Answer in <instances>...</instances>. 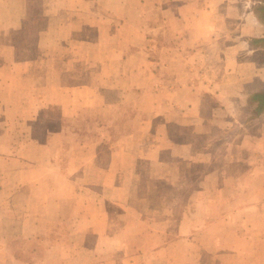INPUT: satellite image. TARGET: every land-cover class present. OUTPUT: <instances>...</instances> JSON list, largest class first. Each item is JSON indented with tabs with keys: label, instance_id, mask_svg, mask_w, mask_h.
Returning a JSON list of instances; mask_svg holds the SVG:
<instances>
[{
	"label": "crops",
	"instance_id": "0c3cea01",
	"mask_svg": "<svg viewBox=\"0 0 264 264\" xmlns=\"http://www.w3.org/2000/svg\"><path fill=\"white\" fill-rule=\"evenodd\" d=\"M30 1L0 0V264H264V111L250 103L264 57L238 59L264 49V0H38V14L62 17L27 28ZM234 125L218 162L213 132ZM139 174L171 180V202L139 194ZM181 191L224 209L199 223ZM216 219L226 229L204 256L186 246ZM48 223L64 225L56 243Z\"/></svg>",
	"mask_w": 264,
	"mask_h": 264
},
{
	"label": "rangeland",
	"instance_id": "374dc122",
	"mask_svg": "<svg viewBox=\"0 0 264 264\" xmlns=\"http://www.w3.org/2000/svg\"><path fill=\"white\" fill-rule=\"evenodd\" d=\"M36 1H38V0H35V2L33 0L30 1V5H29L30 8H31L32 3L34 2L33 3V5H34L33 11H35V13H33L30 16H28V15L26 16V19H25V22L26 23L25 24H26V27L27 28L29 26H34V25H37V24L39 25V27L44 28L50 22H57L56 19H58L59 17L60 18L62 17V16H58L55 19L53 16H50V15H43V16H41L40 14L37 13V11L39 10V7H38V2H36ZM51 17H53V18H51ZM64 18H65V16H64ZM52 19H55V20H52ZM44 32H46V31H44ZM24 35H29L28 37H26L28 43L26 45L27 51H25V53L27 52L28 55H32L34 53V51H35L33 49L34 46H35V41H34L35 40V34H33V32L27 31V32L24 33ZM73 35H74V37H76V34H73ZM45 37H46L45 40L42 41V45L45 44V46H44L45 47L44 48L45 50L43 49L42 52H43V54H46L48 56L49 46H50V43H49L50 42L49 41L50 36L48 34ZM73 45H77L76 42H73ZM77 50L78 51H81V47L77 48ZM55 54H58V56L63 55V53H60L59 51H55ZM238 56H239L238 59H241L243 61H246V58H249V56L263 58L264 57V49L250 50V48L246 47L244 49H241V52H240V54ZM69 57L72 58V57H74V55L71 54ZM77 61H79V60H77ZM71 67H73L72 70L78 71V70H80L81 64L75 63V64H72ZM84 72L87 73L88 75H90L89 74V72H90L89 69L86 70V71H84ZM82 75H84V74H82ZM81 78H82V80L85 79L84 77H81ZM149 94H147L145 96V98H142L140 100L141 104H146V103H148V101H150L152 99V97L150 99ZM108 96L111 97V98L114 97L113 96V93L111 91H110L109 94H107V97ZM153 100H152V102H153ZM237 106H239V104H237ZM237 111H239V110H237ZM246 113H247L246 116H248L250 118L251 124H253V121H252L253 112L251 111L250 106L247 108ZM127 114H129V112L127 111V109L126 108H123V109L121 108L116 113L115 118H110L109 121L111 123H113L114 120L118 121L119 119H124V116H126ZM135 116H139V115L138 114H135ZM89 118H90V120L92 122H95L96 123V121H97L96 115L90 116ZM238 118H240V117L238 116ZM76 122H77L76 119H68V120H65L63 123L64 124H67V125H70V124L73 125ZM238 122L239 123L241 122V118H240V120ZM228 129L229 128H220L218 130L215 129V132H213V134L216 135V137H218L219 140L215 144H212L211 147H210V149L213 152H216V154H215L216 156L219 155L218 156L219 157L218 158V162H221V161L224 160V159H222V155L225 152L224 150H225V147H226V143H225L226 137H229V135L239 136L242 133L241 132V129L242 128H239V126H236V125H234L229 130ZM0 139H1V137H0ZM2 145H3V143L0 141V147ZM202 146H206V145L205 144H202ZM156 165L159 166V167H162V165H160V164H156ZM163 165H164V167H168L167 166V163H164ZM189 167H197V166L196 165L195 166L190 165ZM138 169L139 170H144V164L142 162H139ZM241 169H243V166H242L241 162L239 164H236V165L234 164V170H241ZM190 171H192V170L190 169ZM170 173H171V171H170ZM137 177H138L137 182H138V185H139V191H138L139 194L142 195L144 193L150 192L152 190V189H150V187H154L153 190H155V191L158 190L159 194H162L164 196L163 198L165 199L166 204H169L171 202L172 195H169V188L171 189V187H173V185L171 183V180H168L166 178L164 180H162V179H160V177H155V176H152L151 177L149 174L148 175L147 174H139ZM236 178H237V175L235 176V179ZM237 183H239L238 180H237ZM194 193L195 192H190V191L182 192L181 191L180 192V197L183 200H185V202L187 203L186 204V210H189V212H192L193 215H194V217H196V218L199 219V223H202V222H203V224L205 223L203 221V217H205V218L206 217L207 218L213 217L212 215H215L216 212H217V214H221V212H222L221 210L224 209L223 207L218 206L219 208H213L212 209V213H211V208L204 207V206H202V207L197 206L195 204L194 198H193L194 195H196V193L195 194ZM209 193L210 192H207V196L208 197H210ZM215 193L216 192H212L210 194L213 196V194L215 195ZM250 193H251V194H249L250 198H253V193L252 192H250ZM225 194L226 195H229L227 193V191H226V192H224L223 198L225 197ZM230 194H232L233 196H235V198H237V199L241 196V193L240 192H232ZM26 195H28V194H26ZM1 198H2V193L0 191V201H1ZM26 198L29 199L28 197H26ZM187 200L190 201V205L188 204V201ZM193 202H194V204H193ZM164 209H165V206H161V208H158V210L160 212H162V210H164ZM55 211H56L55 209H52V208H49V207L42 208V214H41V216L44 217V218H46L48 216V213L49 212H55ZM116 211H118L116 208H112L111 213L117 214ZM177 211H178V208H176L175 211H174V215L175 216L177 215ZM57 212L59 214L64 213L65 212V208H59V210ZM222 214H224V213H222ZM216 220L217 221L214 222V224L209 229H206L205 231H204L205 228L203 226H201L199 228V230H198L199 231V234H198L199 237L197 239H194L191 243H189L186 246H189L191 248H198V250L196 252H200L198 254H201L202 253V255L204 256V252L203 251H206L207 252V250L209 249V246L211 244L210 242L213 241V240H215V239H211L209 237V234L210 233H212V234H221L226 229L225 224L219 222L218 219H216ZM43 226H45V228L47 230L46 231V235H45L46 242H48V243H52V242L56 243L57 241H59L58 239H56L54 237H50L51 235L48 236V234H49V232H52V231H54V233L55 232H59V231H63L64 230V225L63 224H56L55 227H54L53 226V223H48L47 225L46 224H43ZM162 226H163V224H161L160 221H157V223H155V227H157L158 229H162ZM29 228H32V225L31 224L29 225ZM171 229L174 230V223L171 224ZM53 236H55V235H53ZM63 241H65V240H63ZM29 244H27V246H25V247L29 248V247H33L34 246V244H32V243H29ZM16 245L17 246H20V244H17V243H16ZM205 256H207V255H205ZM200 259H201V255H200L199 260ZM201 260H200V262H201Z\"/></svg>",
	"mask_w": 264,
	"mask_h": 264
},
{
	"label": "trees",
	"instance_id": "16d2710c",
	"mask_svg": "<svg viewBox=\"0 0 264 264\" xmlns=\"http://www.w3.org/2000/svg\"><path fill=\"white\" fill-rule=\"evenodd\" d=\"M264 11V10H263ZM32 15L30 13L28 16ZM261 19L264 22V14L262 15ZM24 23H26L24 21ZM254 43L258 42H263L264 43V38H254L253 39ZM250 103L252 106V109L256 114H260L262 111H264V89L261 91H256L250 95Z\"/></svg>",
	"mask_w": 264,
	"mask_h": 264
}]
</instances>
